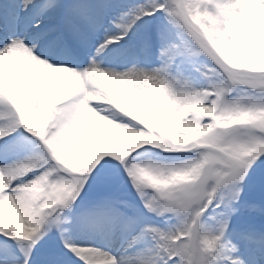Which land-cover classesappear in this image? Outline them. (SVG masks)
Segmentation results:
<instances>
[{
    "label": "snow or ice",
    "instance_id": "snow-or-ice-1",
    "mask_svg": "<svg viewBox=\"0 0 264 264\" xmlns=\"http://www.w3.org/2000/svg\"><path fill=\"white\" fill-rule=\"evenodd\" d=\"M0 264H264V0H0Z\"/></svg>",
    "mask_w": 264,
    "mask_h": 264
}]
</instances>
